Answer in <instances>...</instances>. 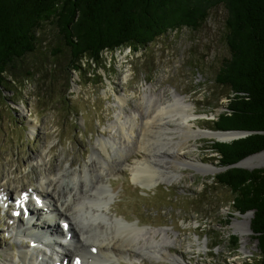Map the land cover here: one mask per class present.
Here are the masks:
<instances>
[{
    "label": "rangeland",
    "instance_id": "obj_1",
    "mask_svg": "<svg viewBox=\"0 0 264 264\" xmlns=\"http://www.w3.org/2000/svg\"><path fill=\"white\" fill-rule=\"evenodd\" d=\"M224 17L221 8L213 10L197 30L168 32L135 54L129 48L105 52L104 68L91 67L95 76L66 70L61 74L51 57L44 58L46 50L42 48L37 55L26 57L32 76L7 85L0 98V185L9 189L13 198L11 190L35 187L41 177L45 178V168L65 170L69 164L71 169L81 170L90 155H99V142H108L110 157L119 161V148L111 143L117 115L143 109L141 98L149 93H160L166 100H171L173 91L185 96L198 117L193 129L215 131L213 121L225 111L228 101V90L214 80L222 61L229 56ZM49 30L45 32L46 42L52 39ZM39 62L41 72L34 70ZM117 97L125 99L121 109ZM137 123L139 126L140 121ZM161 139L153 142L154 148L165 143ZM172 140L178 141L177 133ZM214 142L207 138L190 140L182 156L185 162L216 168L214 174L162 159L174 172L160 171L164 179L145 188L132 179L129 165L142 159V153L132 151L125 166L104 178L103 184L113 194L108 215L142 229L138 241L146 240L144 233L149 229L158 230L155 240L168 246L171 255L161 259L146 250V255L121 264L255 263L258 250L251 232H245L241 239L231 228L236 220L242 221L243 215L233 212L231 193L213 182L221 168L218 156L209 147ZM39 154L45 155L46 166L35 164ZM44 204L48 202L40 206ZM0 206V253L7 248L13 264H20L19 250L31 248V242L30 238L16 240L14 228L18 220L25 222L26 215L13 218L10 200ZM28 208L35 213L33 205ZM45 209H39L30 222L49 220L52 216ZM45 253L47 257L40 251L42 264H49L47 258L54 257L55 252Z\"/></svg>",
    "mask_w": 264,
    "mask_h": 264
},
{
    "label": "trees",
    "instance_id": "obj_2",
    "mask_svg": "<svg viewBox=\"0 0 264 264\" xmlns=\"http://www.w3.org/2000/svg\"><path fill=\"white\" fill-rule=\"evenodd\" d=\"M219 8L229 56L214 80L228 101L213 129L252 134L209 147L219 167L233 165L264 151V0H0V98L7 85L32 76L25 59L40 48L61 74L95 76L91 67L104 68L105 52L135 54L168 32L195 31ZM47 28L54 43L46 42ZM213 182L231 193L234 213L253 212L254 264H264V168H227Z\"/></svg>",
    "mask_w": 264,
    "mask_h": 264
},
{
    "label": "bare ground",
    "instance_id": "obj_3",
    "mask_svg": "<svg viewBox=\"0 0 264 264\" xmlns=\"http://www.w3.org/2000/svg\"><path fill=\"white\" fill-rule=\"evenodd\" d=\"M148 95L147 98L145 95L141 98L143 109L131 111L124 116L122 112L117 115L111 143L119 148L117 149L119 161H114L110 157L108 142H99L97 145L99 155H90L81 170L71 169L69 164L65 170L53 171L49 167H44L46 177H41L35 187L11 190L13 198L9 189L0 185V203L6 204L10 200L13 212L17 211L20 215L26 213L25 222L18 220L15 224L16 240L18 237L30 238L28 243L29 241L33 243L31 248L26 246L24 250H19L18 263L42 264L43 256L47 257L45 253L47 250L55 252L50 253L54 257L47 258L49 264H75V261H79L80 264H121L125 260L146 255V250L147 254L159 256L161 259L171 256L169 247L155 240L158 230L149 229L150 231L144 233L147 235L146 240L138 241L142 229L108 215L113 194L103 184L104 178L112 175L114 171H119L117 169L119 166L121 168L125 166L124 163H127V157L132 151L134 154L142 153V159L138 158L129 165L132 179L142 183L145 188L158 184L157 181L162 178L160 171L164 172L162 170L165 169L169 170L168 173L174 172L162 159L177 162L182 167L194 168L204 174H214L217 172L216 168L182 160L187 149L185 147L190 140L201 138L228 142L236 134L193 129V121L198 119L194 114V107L187 103L185 96L176 91L171 93V100H166L160 93ZM124 102V98L117 97L120 109ZM122 117L123 120H120ZM176 133L178 141L172 140ZM159 138L165 143L154 148L153 142L159 141ZM45 158V155L43 157V154H39L34 162L36 165L46 166ZM167 165L170 167H166ZM240 165L249 169L264 167V151L247 157ZM180 168L176 167L175 170ZM64 178H67V181L64 182ZM44 201H47L48 205L44 204L41 207L40 203L43 204ZM30 205H33L35 213L29 211ZM44 207L46 214L52 217L49 220L40 218L41 221L37 223L30 222L38 215L39 209ZM250 218L249 214L243 215L242 221L236 220L231 226L233 232L241 239L245 232L250 233ZM58 221L66 225L67 231L64 234L57 225ZM53 236H59L60 239L50 242ZM40 251L44 253L42 257ZM0 264H13L7 248L0 253Z\"/></svg>",
    "mask_w": 264,
    "mask_h": 264
},
{
    "label": "water",
    "instance_id": "obj_4",
    "mask_svg": "<svg viewBox=\"0 0 264 264\" xmlns=\"http://www.w3.org/2000/svg\"><path fill=\"white\" fill-rule=\"evenodd\" d=\"M220 132H227V133H234V134H236V136L231 140V141H234V140H238V139H241V138H244V137H247V136H249L250 134H252V132H248V131H220ZM231 141H228V142H220V143H230ZM218 142V141H217ZM263 152V151H262ZM261 153V152H260ZM257 154H259V153H257ZM254 155H256V154H254ZM251 156H253V155H251ZM250 157V156H249ZM246 159V158H245ZM244 159H242L241 161H239V162H237V163H235V164H233V165H230V166H228V167H221V168H218V172H222V171H224L225 169H227V168H232V167H235V168H241V169H245V170H253V169H258V168H251V169H249V168H244V167H242L241 165H240V163L243 161ZM237 214H239V213H237ZM246 214H249L251 217H252V215H253V212L252 211H249V212H247V213H245V214H243V215H246ZM239 215H241V214H239ZM242 216V215H241ZM250 232H251V230H250ZM251 234H252V232H251Z\"/></svg>",
    "mask_w": 264,
    "mask_h": 264
}]
</instances>
